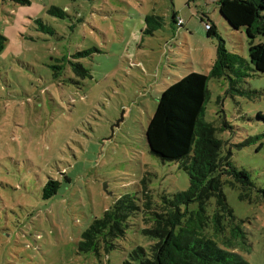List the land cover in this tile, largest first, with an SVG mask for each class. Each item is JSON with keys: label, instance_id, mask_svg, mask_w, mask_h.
Masks as SVG:
<instances>
[{"label": "rangeland", "instance_id": "rangeland-1", "mask_svg": "<svg viewBox=\"0 0 264 264\" xmlns=\"http://www.w3.org/2000/svg\"><path fill=\"white\" fill-rule=\"evenodd\" d=\"M28 2L0 0V264H140L130 253L149 243L143 220L134 218L108 253H78L80 235L120 196L134 195L143 177L156 195L188 188L178 165L149 154L146 127L167 87L209 72L218 40L207 37L205 22L227 51L245 59L247 38L220 17L216 0ZM50 7L65 17L47 14ZM151 15L163 25L148 36L144 17ZM86 50L90 56L78 61L91 78L79 80L67 64L53 76L55 60L76 61ZM246 74L234 84L241 95L230 90V78L208 82L204 121L220 127L224 117L232 130L217 137L264 190V74ZM48 178L60 188L45 201ZM223 193L250 246L236 251L249 264H264V199L240 201L228 185Z\"/></svg>", "mask_w": 264, "mask_h": 264}, {"label": "trees", "instance_id": "trees-1", "mask_svg": "<svg viewBox=\"0 0 264 264\" xmlns=\"http://www.w3.org/2000/svg\"><path fill=\"white\" fill-rule=\"evenodd\" d=\"M4 1L19 5L29 3L28 0ZM215 3L220 17L232 30L244 31L248 58L227 51L216 29L205 22L204 26H209L205 28L207 37L218 40L209 72L191 73L167 87L157 100L145 130L149 154L161 163L178 165L188 176V188L171 196L156 195L149 189L147 177H143L134 195L120 196L81 233L78 253L110 252L136 218L148 226L141 233L149 243L130 253L131 259L140 264H249L237 252L250 249L242 229L243 221L238 220L229 207L223 185L237 191L238 199L243 202L253 197L257 200L255 194L264 199V190L257 189L249 174L233 164L231 153L225 149L227 141L217 137V133L232 130L224 117L217 127L204 121V116L210 99L208 82L211 79L230 78V90L241 95L244 93L234 88L237 81L248 71L264 74V43L254 44L255 39L264 37V0H216ZM47 14L60 19L66 15L56 7L48 8ZM176 19L173 13L172 22ZM35 22L40 31L52 34L39 20ZM144 23L143 34L152 36L162 28L163 19L145 16ZM5 43V37L0 34V53ZM90 53L89 50L77 52L73 56L76 61L55 60L56 65L49 68L57 77L67 64L76 78L89 79V71L78 60ZM59 188L60 182L48 178L42 188V199H51Z\"/></svg>", "mask_w": 264, "mask_h": 264}, {"label": "built area", "instance_id": "built-area-1", "mask_svg": "<svg viewBox=\"0 0 264 264\" xmlns=\"http://www.w3.org/2000/svg\"><path fill=\"white\" fill-rule=\"evenodd\" d=\"M175 24H176V26H181V25H183V22H182V20L181 19H176L175 20ZM206 29H208L209 28V26L207 25L206 27H205Z\"/></svg>", "mask_w": 264, "mask_h": 264}]
</instances>
